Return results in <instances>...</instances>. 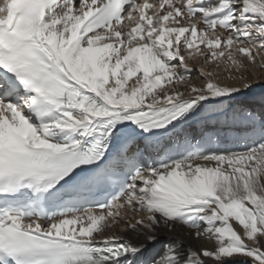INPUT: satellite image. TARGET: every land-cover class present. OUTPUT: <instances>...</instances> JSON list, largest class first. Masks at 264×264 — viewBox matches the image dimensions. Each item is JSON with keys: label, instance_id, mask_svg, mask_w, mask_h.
Listing matches in <instances>:
<instances>
[{"label": "snow or ice", "instance_id": "snow-or-ice-1", "mask_svg": "<svg viewBox=\"0 0 264 264\" xmlns=\"http://www.w3.org/2000/svg\"><path fill=\"white\" fill-rule=\"evenodd\" d=\"M249 65L264 0H0V264H264V125L128 155L250 89ZM177 225L214 246L145 257Z\"/></svg>", "mask_w": 264, "mask_h": 264}, {"label": "bare ground", "instance_id": "bare-ground-1", "mask_svg": "<svg viewBox=\"0 0 264 264\" xmlns=\"http://www.w3.org/2000/svg\"><path fill=\"white\" fill-rule=\"evenodd\" d=\"M260 78L264 80V71H262ZM220 79L226 84H234L236 86L242 85V82L239 80H227L222 76ZM248 81L251 82L249 75ZM193 83L200 86V80H195ZM251 84L252 87L250 89H242L239 94L234 95L231 99L225 98L222 103L213 105L211 109L205 108L203 111L201 110L197 112L195 115L189 117L183 124L178 125L177 128L170 133L159 137H151L146 140H150L152 143H156L157 141L159 145H166V148L171 146L173 147L170 150L171 152L174 151L177 146L185 143V141L195 143L201 139L213 137L218 140V145L220 147L223 146L239 150L240 145H242L244 141L237 139L238 135L242 134V132L239 131V133L232 134V132L236 131L234 130V127H238V125L240 127L241 125L242 128L248 127L250 130L255 129L257 131L261 128L262 123L264 122L263 111H257L256 108L258 106H255V109L249 107V101L244 98L245 96H251L253 98L257 97L259 99H264V84H260L259 82H251ZM234 112L235 114L233 115ZM251 113L254 115H251ZM214 122H216V124H213L214 127L206 126L207 129L205 130L204 137H201V132L200 129H198V126L200 124L205 126ZM229 123H231V125L224 129L223 125ZM219 125L221 126L217 127ZM112 231L126 236V233L119 228H114ZM193 231L194 230L182 228L180 225H177V228L174 231H168L165 228L159 229L157 237L160 240V244H156L154 247L149 248L148 252L145 253V257L154 254L155 251H158L159 247L168 242H175L177 245L183 246L184 249L191 247L194 250L202 244L206 245L209 249L214 246L213 241H208L206 239L198 240L190 235ZM106 234L110 235L112 232L110 231ZM132 242L139 243L143 241L133 240ZM261 243L264 244V240H262ZM206 264H213V262L206 258Z\"/></svg>", "mask_w": 264, "mask_h": 264}, {"label": "rangeland", "instance_id": "rangeland-1", "mask_svg": "<svg viewBox=\"0 0 264 264\" xmlns=\"http://www.w3.org/2000/svg\"><path fill=\"white\" fill-rule=\"evenodd\" d=\"M190 63V66H192V67H194V68H199L201 65H200V63H197V62H193V61H190L189 62ZM249 73L250 74H248L249 75V78H250V80H251V82H259L260 84H264V80H262L261 78H260V75L262 74V70L259 68V67H257V66H252V65H249ZM198 75V72L197 73H193V81H195V80H198V79H195V77ZM221 76L222 77H225V75L223 74V73H221ZM220 76V77H221ZM250 95V94H249ZM243 98V97H242ZM244 98H246L249 102H248V104H249V107H252L253 109H255V106H258L257 108H256V110L257 111H263V113H264V99H259V98H257V97H248V96H245ZM211 107H213V106H209V107H207V109H211ZM244 109V108H243ZM204 110V109H203ZM202 110V111H203ZM235 112H236V110H235ZM235 112L233 113V115L235 114ZM193 116V115H192ZM191 117V116H190ZM232 121V120H231ZM213 124H216V122H214V123H210V124H208V125H205V126H202V124H200L199 126H198V129H200V132H201V137H204V133H205V130L207 129V127L206 126H208V127H214L213 126ZM229 125H231V123H229V124H224L223 125V127H224V129H226L227 128V126H229ZM262 125H264V122L262 123ZM221 125H219V126H217V127H220ZM234 129L236 130V131H240V132H242V134H247V133H249L251 130L248 128V127H246V128H242L241 127V125H240V127H239V125H238V127L236 126V127H234ZM242 130V131H241ZM260 130V129H259ZM259 130H257V132H259ZM236 131L235 132H232V134H234V133H236ZM199 132V133H200ZM196 133V132H195ZM238 135V134H237ZM169 151V150H168ZM160 248L161 247H159V249L158 250H160Z\"/></svg>", "mask_w": 264, "mask_h": 264}]
</instances>
